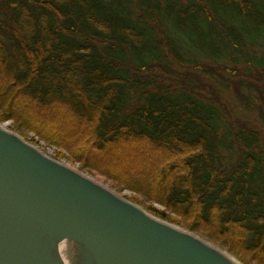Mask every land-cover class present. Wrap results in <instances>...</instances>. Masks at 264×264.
Segmentation results:
<instances>
[{"label":"trees","instance_id":"trees-1","mask_svg":"<svg viewBox=\"0 0 264 264\" xmlns=\"http://www.w3.org/2000/svg\"><path fill=\"white\" fill-rule=\"evenodd\" d=\"M5 120L264 264V0H0Z\"/></svg>","mask_w":264,"mask_h":264},{"label":"water","instance_id":"water-1","mask_svg":"<svg viewBox=\"0 0 264 264\" xmlns=\"http://www.w3.org/2000/svg\"><path fill=\"white\" fill-rule=\"evenodd\" d=\"M0 122V264H241Z\"/></svg>","mask_w":264,"mask_h":264},{"label":"rangeland","instance_id":"rangeland-1","mask_svg":"<svg viewBox=\"0 0 264 264\" xmlns=\"http://www.w3.org/2000/svg\"><path fill=\"white\" fill-rule=\"evenodd\" d=\"M194 40H195V39H194ZM190 50H191L193 53H198V52H200L201 47H200V46H196V45H194V47H192ZM227 102H228L229 105L234 104V103H235V100L233 99V96L228 95V96H227ZM228 107H229V109H230V110L227 109L228 112H229V111H232L233 115L238 116L239 111H237V110H238L237 107H236L235 109H234L233 107H231V106H228ZM244 115H247V113L245 114L244 112H242V116H244ZM224 117H226V116H224ZM241 118H243V117H241ZM2 124H5V127H6L7 129H10V127H9L10 121H9V120L2 121ZM10 130H11V129H10ZM24 139H26L27 141H29V142L35 144L40 150H42L43 152H45V153L48 154L49 156L54 157V155H55V148H54L53 146H47V145L45 146V145L43 144L42 141H37L36 138L33 137L31 133H28V134L24 137ZM59 160L65 162V163H68L67 160H66L65 158H59ZM76 165H77V164L74 163L72 166H76ZM104 184H105V183H104ZM120 193H121L123 196H126V195L130 194V192H129L128 190H125V189H123ZM154 206L157 207V208H159V206L156 205V204H154Z\"/></svg>","mask_w":264,"mask_h":264},{"label":"bare ground","instance_id":"bare-ground-1","mask_svg":"<svg viewBox=\"0 0 264 264\" xmlns=\"http://www.w3.org/2000/svg\"><path fill=\"white\" fill-rule=\"evenodd\" d=\"M1 125L5 126V124H1Z\"/></svg>","mask_w":264,"mask_h":264}]
</instances>
